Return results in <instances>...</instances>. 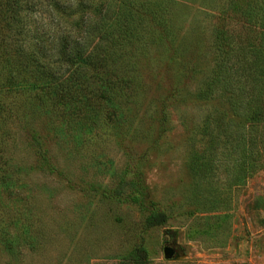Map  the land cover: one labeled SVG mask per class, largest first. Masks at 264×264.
Wrapping results in <instances>:
<instances>
[{
    "label": "rangeland",
    "instance_id": "374dc122",
    "mask_svg": "<svg viewBox=\"0 0 264 264\" xmlns=\"http://www.w3.org/2000/svg\"><path fill=\"white\" fill-rule=\"evenodd\" d=\"M135 1L150 9L157 2L166 7L159 28L139 11L147 45L139 57L146 92L136 96L138 107L116 106V117L99 128L102 137L75 154L52 134L66 130L56 115L50 120L22 107L26 127L45 131L60 176L28 174L30 188L39 194L36 227L42 233L36 249L7 253L3 264H117L138 245L148 264H264V154L255 148L250 156L245 126L232 115L225 92L216 89L208 99L195 93L211 67L219 0ZM69 4L74 9V0ZM20 128L14 125L23 147ZM72 134L80 144L91 132ZM120 146L140 156L144 209L124 200L125 194L116 199L86 190L85 183L110 189L116 183L124 163ZM22 158L21 165L32 163L27 152ZM151 205L162 209L167 221L145 229ZM163 246L179 257L163 260Z\"/></svg>",
    "mask_w": 264,
    "mask_h": 264
},
{
    "label": "trees",
    "instance_id": "16d2710c",
    "mask_svg": "<svg viewBox=\"0 0 264 264\" xmlns=\"http://www.w3.org/2000/svg\"><path fill=\"white\" fill-rule=\"evenodd\" d=\"M114 1L110 11V0L89 1L92 19L87 24L86 0H74L72 10L69 0H0V264L7 253L36 249L42 233L36 227L39 194L30 188L28 174L60 176L45 131L26 127L22 107L31 115H46L50 120L56 115L66 130L62 135L50 132L67 142L68 151L75 154L102 137L99 128L116 117V106L134 103L138 107L136 96L146 92V74L139 57L146 52L147 43L138 15L139 11L146 13L149 20H157L159 28L166 7L162 2L150 9L135 0ZM219 3L211 30V67L195 93L208 99L216 89L225 92L232 115L245 126L243 136L250 156L255 148L262 156L264 0ZM18 124L23 147L17 145L20 138L14 125ZM75 130L91 135L79 144L72 134ZM120 150L124 163L112 188L90 182L85 183L86 190L109 198L125 196L124 200L144 209L140 156L125 146ZM24 152L31 157L29 166L21 165ZM145 213V229L162 227L167 221L164 211L154 205ZM117 264L148 261L138 245Z\"/></svg>",
    "mask_w": 264,
    "mask_h": 264
},
{
    "label": "water",
    "instance_id": "95a60500",
    "mask_svg": "<svg viewBox=\"0 0 264 264\" xmlns=\"http://www.w3.org/2000/svg\"><path fill=\"white\" fill-rule=\"evenodd\" d=\"M179 257L178 252L170 247V246H163L162 248V259L165 261L177 259Z\"/></svg>",
    "mask_w": 264,
    "mask_h": 264
}]
</instances>
